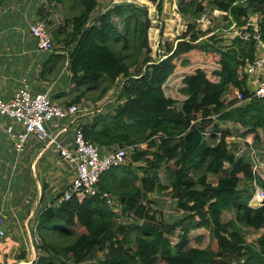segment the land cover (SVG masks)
Returning a JSON list of instances; mask_svg holds the SVG:
<instances>
[{
	"label": "trees",
	"instance_id": "1",
	"mask_svg": "<svg viewBox=\"0 0 264 264\" xmlns=\"http://www.w3.org/2000/svg\"><path fill=\"white\" fill-rule=\"evenodd\" d=\"M6 1L0 0V10ZM150 2L161 16L163 0ZM79 3L80 13L53 34L68 49L71 84L78 90L107 83L106 94L124 78L117 95L122 103L111 113L95 112L82 131L100 148L132 150L123 166L102 175L96 197L58 203L59 197L43 205V185L37 234L46 254L35 264H85L99 253L102 264H264V232L255 243L243 234V227L264 230V205L249 206L247 189H241L248 183L255 190L257 183L264 190V179L250 157L231 151L229 141L236 138L234 125L249 151L257 143L264 147V98L253 97L246 87L256 41L236 37L221 44L218 28L204 31L198 24L211 10L223 14L229 29L236 24L250 30L247 23L256 16L264 42V0H178L186 30L164 41L159 60L150 44L147 6L125 2L97 13L98 0ZM49 59L59 62L64 55ZM234 91L243 93L241 104ZM163 169L168 184L162 182ZM159 193L175 201L181 218L157 217L151 196ZM108 198L116 206L110 207ZM232 211L235 218L225 222V212ZM75 227L84 231L77 235ZM200 228L210 230L216 250L190 247L191 232ZM54 235L76 238L63 245L48 241Z\"/></svg>",
	"mask_w": 264,
	"mask_h": 264
},
{
	"label": "crops",
	"instance_id": "2",
	"mask_svg": "<svg viewBox=\"0 0 264 264\" xmlns=\"http://www.w3.org/2000/svg\"><path fill=\"white\" fill-rule=\"evenodd\" d=\"M36 1L7 0L0 10V98L5 100L12 99L16 91L21 87L22 82L26 80L33 93L48 92L53 101L64 104L63 96L64 98L70 96V92L74 87L71 84V74L67 70L66 65L68 49L62 44L64 51L57 47L54 52L45 53L37 49L34 39L29 40V27L37 19H35L33 9L31 8L35 7ZM98 1L97 13H104L114 4L125 2H133L138 5L147 6L150 19L153 23L149 36L157 46L158 44L160 45V42L173 40L174 32L177 33L179 28H182L181 30L184 31V26L187 25V21L178 10V0H163L164 6L161 18L165 22L166 27L162 38L160 36V26L163 23L160 24V16L158 17L156 7L150 0ZM40 5L37 4V6ZM73 16L74 14L71 17ZM54 25L56 26L57 24L55 23ZM58 26H60L59 23ZM51 55H64V59L59 62L57 60L53 62L49 59ZM62 65H64L63 68ZM63 70L65 72L63 76L67 73L69 76V81L64 82L66 86L59 83L63 79ZM109 93H113V90ZM80 94L78 93L75 98L81 96ZM84 100L85 98L83 97L82 101ZM120 103L122 102H118V104ZM100 111L98 110L99 113H102ZM85 115L82 116L87 117ZM8 123L9 121L7 119L5 124H2L0 120V213H4L6 220L5 231L8 232L7 238L5 237L6 239L0 238V264H18L32 259L33 253L31 250L33 246H30V244L26 245L22 251H19L21 244L19 245V240L17 241L11 234L13 224L21 219L23 221L25 220L22 212L30 215L31 210L29 209V204L36 196H39V185L41 186L42 195L43 185L46 187L45 200H49L53 194H55V197L52 200H56L61 197L66 188H69L73 171L70 165L59 157L53 147L46 149L47 144H41L35 140L36 145L33 140L29 141L26 145L25 152L29 151L30 154L28 158L22 160L23 154H17L6 133ZM63 126L65 125L56 126L54 124L50 125L49 129L52 134L54 133L53 135H58V130L62 129ZM72 133L73 131L70 129L67 133L61 134L59 138L61 140L64 137L63 141L66 140L68 142L71 140ZM49 151L55 155L52 158L56 168L54 171L51 168L46 171L44 168L43 157ZM39 155L42 156L37 162L35 169H33V164ZM250 155L251 150L249 152ZM22 167L23 170L21 169ZM33 194L35 195L33 196ZM10 196L11 199L9 200L8 198ZM21 215L23 216L21 217ZM34 216L37 217L36 212ZM8 223L9 227L7 229ZM23 255H25L24 258H22Z\"/></svg>",
	"mask_w": 264,
	"mask_h": 264
},
{
	"label": "built area",
	"instance_id": "3",
	"mask_svg": "<svg viewBox=\"0 0 264 264\" xmlns=\"http://www.w3.org/2000/svg\"><path fill=\"white\" fill-rule=\"evenodd\" d=\"M259 21L258 17H252L247 23V28L250 30H244L235 24L227 35L231 37L230 39L239 37L244 41L251 39L256 41L257 57L253 63L247 66L246 87L253 97L264 98V42L259 32ZM48 25L45 21L37 18L29 27V34L35 40L37 49L45 53L56 50L53 34ZM68 57L66 65H68ZM233 93L241 104L244 101L243 93L240 91ZM80 113V105L77 103L59 104L52 100L48 92L33 93L26 80L22 82L12 99L0 98V115L9 121L6 133L18 155L24 154L26 145L33 137L36 142L41 144L48 145L51 142V147L59 157L70 165L73 171L72 181L69 188L63 191L58 203L69 201L74 196L79 198L96 197L99 194V182L102 175L112 168L123 166L132 150L130 147L105 149L87 141L82 131L83 123L78 125L76 122V117ZM70 117H74V120L68 126L65 122ZM52 119H55L56 122H51ZM54 124L56 126L65 125L58 135H53L49 129V126ZM70 129L73 131L71 140L68 142L60 140L59 136L67 133ZM250 158L255 163V172L258 171L260 159L257 150L253 147H251ZM255 188L253 199L256 200V206L261 207L264 205V191L257 183H255ZM107 202L110 207L116 206V202L112 198H108ZM5 221L4 213L1 212L0 238L6 236Z\"/></svg>",
	"mask_w": 264,
	"mask_h": 264
},
{
	"label": "rangeland",
	"instance_id": "4",
	"mask_svg": "<svg viewBox=\"0 0 264 264\" xmlns=\"http://www.w3.org/2000/svg\"><path fill=\"white\" fill-rule=\"evenodd\" d=\"M35 3H36L35 7L34 8L31 7L33 9V14L35 16V19L38 18V19L48 23L49 24L48 26L50 27L49 29H50L52 34H54L56 29L59 27L58 23L60 24V26L63 25L64 21L67 18L71 17L73 14H74V16L78 15L81 11V5L79 3V0H62V3H60L56 0H37ZM37 4H41V5L37 6ZM154 6L156 7V5H154ZM76 8H77V10L75 11ZM42 9H43V11L40 15V10H42ZM156 10H157V7H156ZM54 14H56V15H54ZM159 22H160V24L163 23V27L165 29L166 25H165V22L163 21V19L161 18V16H160ZM55 23L57 24L56 26L54 25ZM198 24H199V28L204 30V31L207 30L208 28H211V29L214 27L218 28V30L215 33L219 34L222 37V38L218 37V39H221V44H227L230 41L229 39L231 37L229 35H227V33L231 28L229 29V27H227L228 21L223 19V14H221L219 12H214V14H212L211 10H209L202 17V19L199 20ZM181 29L182 28H179L177 30V33L174 32L173 40H171V41H174L178 36H180L186 30V25L184 26V29H183L184 31H182ZM28 38H29V40L33 39V37L30 34H29ZM149 39H150V36H149ZM54 43H55L56 49L58 47L60 50L64 51L63 50L64 47L61 44L62 42L60 43V42L54 40ZM150 44H151L152 49H153V57L155 58V60H159L165 53L164 48L162 47L164 42H160V45L158 44V46H157V44L155 42H153V40L150 39ZM63 67H64V65H62V68ZM60 72H61V70H60ZM64 74H65V72L63 70V74H62L63 79L59 83L62 84L63 86H66V84L64 82L69 81L68 80L69 76H68V73L65 76H63ZM123 80H124V78H120L118 83H116L111 88V90L109 92H111L113 90V93L108 92L106 94H102V91L105 88V86L107 85V83H104V84L100 85L99 87H96L93 89H91L92 87H85V88H81V89L77 90V89H75V87H73L71 92H70V94H71L70 96H68L67 98H64V96H63L64 104L71 103L75 99V97L78 93L79 94L81 93L80 95L85 98L84 101L81 100L80 103H77L80 105V110H81V113L76 117L77 118L76 122L78 123V125L82 124V123H86V121H88V120H92L93 114L95 112H97L98 110H101L100 112H102V114H104V115H105V113L107 114V112L111 113L118 105L117 95L119 94L120 87H121V84L123 83ZM58 87H59V85H58ZM231 94L228 97H227V95H225L223 97L224 100L225 101L230 100L231 96H233ZM85 114H88V115H85ZM82 115H85L87 117H84ZM0 120H1L2 124L6 123L5 117L2 115H0ZM73 120H74V117H70L68 120H66L65 123L67 125H69L73 122ZM51 122L55 123L56 120L52 119ZM230 126H231V129L235 132L234 135L236 137L235 140H231V139L229 140V141H231V146H232L231 151L236 153V155H238V156H244V157H246V159H249V157H250L249 156V152H250L249 149L247 148V146L243 140L238 139L241 136L240 130L237 129V127H235L234 125H230ZM60 131H62V129L58 130L57 134H59ZM63 138L61 140H63ZM31 139L33 140V142H35L33 137H31ZM36 144L37 143L35 142V145ZM254 147L257 149L258 158L260 159V161H262V164H263L261 169L258 168V171L260 172V175L258 176V178L264 179V152H262L264 150V147H261L260 144H258V143L256 145H254ZM29 154H30V152L26 151L25 154L22 155V160L24 158H28ZM54 156L55 155L51 151L47 152L44 155L43 163L45 164L44 168L46 169V171L49 168H51L52 171H54L56 169L55 165L53 164V160H52V158ZM28 166H29V164H28ZM21 169L23 170V167ZM161 179H162V182L164 184H168L169 181H168V176L166 174L165 169H163L161 171ZM209 180H210V182H213V183L217 182V178L212 176V175L209 176ZM241 187H242L241 189H244V188L247 189L246 198H251L249 206L258 208L255 204L256 200L253 199L255 196L256 188L254 190L253 187L251 186V184H248V183H246L245 185H242ZM34 195L35 194H33V196ZM36 195H37V193H36ZM54 197H55V194H53L49 198V200H44L43 205H49L51 200L54 199ZM151 198L153 200H155V202H156L155 210L158 213V215H157L158 218H160L161 213L163 214L164 218L168 222H174V221H176L182 217V214L177 209V205L175 204V201L170 199L166 194H162V193L154 194L153 196H151ZM8 199L10 200L11 196ZM37 201H38V196H36L31 201V203L29 204L30 210H32L34 208ZM41 207H42V204H38L36 214H38V212L41 210ZM22 214L24 215L25 220L23 221L21 219L19 221H16L13 224V229L11 231V234L15 237V239H17V241L19 240V242H20V243L18 242L19 245L21 244L19 251H22L23 247L25 248L26 245L30 244V246L35 247V250H36L38 256L41 254H43V255L46 254V252L43 249L39 248L42 245V242H41V240L37 234V231L35 232L37 217L34 216L29 221L28 227H27L26 222H27L29 215L26 214V212H22ZM23 215H21V217ZM233 218H235V211L225 212V214L223 216V220L225 222H227ZM123 222L124 223H130V221L127 218L123 219ZM8 227H9V223L7 225V229H8ZM28 228L30 230V234L28 233ZM74 231L77 235H79L84 230L79 229V227H75ZM263 232H264L263 229L262 230H255L252 228L243 227V234L249 243H255L262 236ZM7 236H8V232L6 233L5 237L7 238ZM5 237H4V239H6ZM75 238H76V236L66 238V237H62L60 235H54L52 238H49L48 241L50 240L52 242L65 245V244H69V243L73 242V240H75ZM172 241H173V243H177L178 240L176 238H173ZM190 247L201 248V249L211 247L212 249L216 250L217 249V242H216V240L213 239L210 230H208L206 228H200V229H195L191 232V234H190ZM103 259L104 258L102 256V254L99 253L96 256L90 258L85 264H102Z\"/></svg>",
	"mask_w": 264,
	"mask_h": 264
},
{
	"label": "water",
	"instance_id": "5",
	"mask_svg": "<svg viewBox=\"0 0 264 264\" xmlns=\"http://www.w3.org/2000/svg\"><path fill=\"white\" fill-rule=\"evenodd\" d=\"M51 145H52V143L50 142V143L46 146V149H49V148L51 147ZM41 156H42V155H39L38 158L36 159V161L34 162V164H33V169H35L36 164H37V162L39 161V159L41 158ZM39 191H40V192H39V196H38V201H37L36 205L34 206V208L31 210V213H30V215H29V217H28V219H27V222H26V226H27V227H28V223H29V221L33 218V216H34V214H35V212H36V210H37V208H38V204L41 202L42 192H41V186H40V185H39ZM28 232H29V234H30V230H29V228H28ZM32 253H33V257H32V259H31L30 261H27V262H21V263H18V264H35L36 261H37V259H38V255H37V252H36L34 246L32 247Z\"/></svg>",
	"mask_w": 264,
	"mask_h": 264
}]
</instances>
